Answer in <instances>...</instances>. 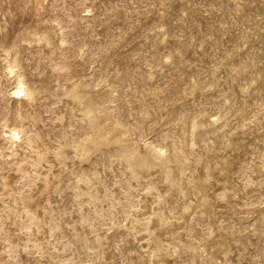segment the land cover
Instances as JSON below:
<instances>
[{
	"label": "rangeland",
	"instance_id": "obj_1",
	"mask_svg": "<svg viewBox=\"0 0 264 264\" xmlns=\"http://www.w3.org/2000/svg\"><path fill=\"white\" fill-rule=\"evenodd\" d=\"M0 264H264V0H0Z\"/></svg>",
	"mask_w": 264,
	"mask_h": 264
},
{
	"label": "bare ground",
	"instance_id": "obj_2",
	"mask_svg": "<svg viewBox=\"0 0 264 264\" xmlns=\"http://www.w3.org/2000/svg\"><path fill=\"white\" fill-rule=\"evenodd\" d=\"M20 84H22L21 82H20ZM24 91V89L21 87V86H19L16 90H15V93H17V94H19V93H21V92H23ZM10 136L13 138V137H15L16 136V134L14 133V132H10ZM154 152H156V153H158V154H161L160 153V150H156V149H154L153 150ZM141 162H144V160H140L138 163H141Z\"/></svg>",
	"mask_w": 264,
	"mask_h": 264
}]
</instances>
